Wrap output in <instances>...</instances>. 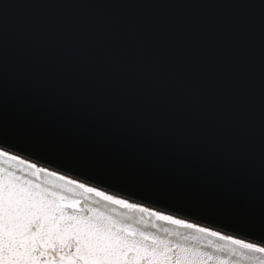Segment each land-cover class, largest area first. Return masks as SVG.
Returning <instances> with one entry per match:
<instances>
[{"label": "snow or ice", "instance_id": "1", "mask_svg": "<svg viewBox=\"0 0 264 264\" xmlns=\"http://www.w3.org/2000/svg\"><path fill=\"white\" fill-rule=\"evenodd\" d=\"M0 37V264H215L217 252L196 243L205 240L221 242V264H264V206L247 210L243 189L225 184L217 191L228 205L210 207L190 187L199 181L206 191L213 172L235 168L222 131L211 145L196 129L178 135L175 122L151 139L126 124L118 135L83 89L69 100L58 88L46 106L42 56L10 76L6 18ZM140 218L191 239L151 231Z\"/></svg>", "mask_w": 264, "mask_h": 264}, {"label": "water", "instance_id": "2", "mask_svg": "<svg viewBox=\"0 0 264 264\" xmlns=\"http://www.w3.org/2000/svg\"><path fill=\"white\" fill-rule=\"evenodd\" d=\"M262 3L0 0V20L7 23L10 76L31 71L37 55L47 65L51 87L43 97L46 106L56 104L58 88L65 89L69 100L83 89L84 100L99 112L107 111L118 135L126 124L131 133L142 129L151 139L157 129L175 122L178 135L196 129L211 145L222 131L225 159L235 168L213 172L206 191L199 181L191 182L192 192L210 207L224 208L229 202L217 188L227 184L234 191L243 189L247 210L258 214L264 206ZM3 45L0 37V50ZM145 117L154 123L147 124ZM199 175L193 169L192 176ZM136 223L173 239H191V234L173 232L171 225L143 218ZM196 243L217 252L215 264L226 260L220 241Z\"/></svg>", "mask_w": 264, "mask_h": 264}]
</instances>
